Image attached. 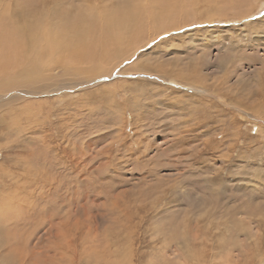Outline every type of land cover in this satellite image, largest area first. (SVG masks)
<instances>
[{"label":"rangeland","instance_id":"obj_1","mask_svg":"<svg viewBox=\"0 0 264 264\" xmlns=\"http://www.w3.org/2000/svg\"><path fill=\"white\" fill-rule=\"evenodd\" d=\"M130 2L98 73L0 85V264H264V0Z\"/></svg>","mask_w":264,"mask_h":264},{"label":"bare ground","instance_id":"obj_2","mask_svg":"<svg viewBox=\"0 0 264 264\" xmlns=\"http://www.w3.org/2000/svg\"><path fill=\"white\" fill-rule=\"evenodd\" d=\"M49 2L56 5V0H0L1 87H8L5 81L21 69L26 70L30 75H36L38 71H44V69L53 71L55 70L53 67L69 71L67 69L78 70L83 65H93L97 69L98 65L109 63V60L118 57L123 52V45H132L145 27L143 26L145 10L137 2H130L123 8L105 9L102 6L96 8L94 6L97 5L84 0L81 1L83 3V5L80 4L81 7L75 4L76 6L71 7L72 9L55 10L51 17H49L50 9L48 15L46 14ZM193 2L188 1V4ZM57 4L55 7L60 6V3ZM173 6L177 4L173 3ZM164 13L167 12L164 11ZM150 14L154 21L159 17L152 12ZM95 69L93 70L96 71ZM98 70L99 68L97 73ZM141 71L150 73L146 69H139L137 73ZM32 78L29 76L26 82L33 84L35 79ZM175 79L183 81L184 78L175 77ZM186 81L197 86L202 94L205 92L199 83L192 82L190 79ZM10 83L15 88L22 87L20 82ZM2 90L3 88H0V91ZM174 92L181 95V92ZM3 187L6 189L5 184ZM7 197L10 201L24 200L13 194ZM2 231L0 224V236Z\"/></svg>","mask_w":264,"mask_h":264}]
</instances>
